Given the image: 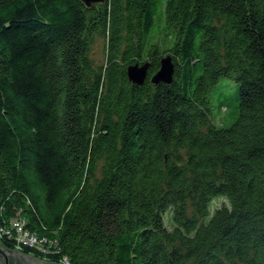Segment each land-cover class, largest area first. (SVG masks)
<instances>
[{
    "label": "trees",
    "instance_id": "16d2710c",
    "mask_svg": "<svg viewBox=\"0 0 264 264\" xmlns=\"http://www.w3.org/2000/svg\"><path fill=\"white\" fill-rule=\"evenodd\" d=\"M17 214L50 250L0 246L57 264H264V0H0V228Z\"/></svg>",
    "mask_w": 264,
    "mask_h": 264
},
{
    "label": "water",
    "instance_id": "95a60500",
    "mask_svg": "<svg viewBox=\"0 0 264 264\" xmlns=\"http://www.w3.org/2000/svg\"><path fill=\"white\" fill-rule=\"evenodd\" d=\"M87 6L102 2L104 0H82ZM149 67V62L146 61L142 64L138 62L129 64L126 67V73L129 81L141 84L145 80L147 76V70ZM174 73V63L172 61L171 55L166 54L161 56L160 58V65L158 70L151 75L150 81L152 83H170L172 81ZM0 264H10L11 257L16 258L15 264H57L51 261L39 259L33 255L23 254L17 250H7L0 246Z\"/></svg>",
    "mask_w": 264,
    "mask_h": 264
},
{
    "label": "rangeland",
    "instance_id": "374dc122",
    "mask_svg": "<svg viewBox=\"0 0 264 264\" xmlns=\"http://www.w3.org/2000/svg\"><path fill=\"white\" fill-rule=\"evenodd\" d=\"M104 42L105 40L102 37H97L95 41L91 45V57L94 62L98 64H102L104 61ZM211 98V111L212 116H214L216 112V107L221 99H226L229 103L226 112L223 114L225 117V123L229 124L232 120L230 114H232L235 110L236 104V86L235 82L231 78H221L214 86V93L210 96ZM225 200L223 198H215L212 201L211 208H216L221 205ZM167 224V222H166Z\"/></svg>",
    "mask_w": 264,
    "mask_h": 264
},
{
    "label": "built area",
    "instance_id": "2783aa9c",
    "mask_svg": "<svg viewBox=\"0 0 264 264\" xmlns=\"http://www.w3.org/2000/svg\"><path fill=\"white\" fill-rule=\"evenodd\" d=\"M0 232L7 235L9 238L13 237L14 244L20 248L22 245L37 248L43 252H48L50 247L48 246L51 242L44 236H39L36 232L29 230L26 227V218L17 214L15 217L10 219V224L7 229L3 230L0 228ZM61 264H69L68 259L64 257Z\"/></svg>",
    "mask_w": 264,
    "mask_h": 264
}]
</instances>
